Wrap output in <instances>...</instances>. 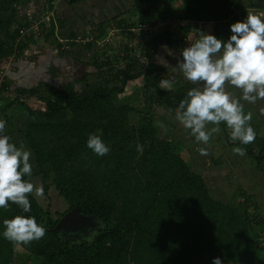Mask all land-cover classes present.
<instances>
[{"label": "trees", "instance_id": "16d2710c", "mask_svg": "<svg viewBox=\"0 0 264 264\" xmlns=\"http://www.w3.org/2000/svg\"><path fill=\"white\" fill-rule=\"evenodd\" d=\"M23 1L30 0H0V14L9 13L0 27L4 32L0 35L5 37L0 36V59L15 48L18 55L27 47V40L14 45L24 23L9 28L15 16L12 6ZM45 1L44 9L54 8ZM156 10L154 6L140 9L137 22L154 23ZM245 16L240 0H185L181 18L207 24V33L226 40L231 34L230 24ZM56 19L62 25L61 19ZM53 30L51 24L46 38L57 46ZM172 36L165 29L155 35L154 41L175 43ZM197 37L199 30L188 32V43ZM84 47L90 49L89 44ZM125 51L123 56L100 62L95 54L93 69L57 84H6L3 92L26 110L20 137L34 157L43 189L48 188L50 179L68 204L67 211L78 206L80 214L99 219L102 226L90 241L63 239L53 227L65 212L53 217L29 194L30 213H22L11 204L10 210L0 209V264H20L15 256L18 246L33 255L37 264H212L214 257L220 258L222 264H264L259 246L264 223L251 194L238 186L237 195L231 199L238 195L242 199L233 203L234 200L227 201L228 194L219 197L212 193L208 184V176L223 180L227 173L223 176L210 171L204 157L219 166L225 155L201 154L200 148L207 150L211 145L199 143L194 137L198 149L187 141L158 135L160 126L156 122L164 114L156 110L175 114L179 100L194 86L179 80L170 89L157 86L149 79L155 68L143 70L141 59ZM147 55L149 60L155 53L148 49ZM140 76L145 81L143 103L150 106L145 113L139 112L138 120L133 122L131 115L137 111L128 102L116 101V95L128 81ZM2 85L0 90L5 83ZM39 96L44 109H33L25 103ZM220 129L228 141L221 147H245L244 161L250 158L256 166L264 160V153L254 152L249 144L233 142L224 123ZM180 131L185 132L183 126ZM90 133L99 135L109 146L107 155L97 156L87 148ZM137 144L143 146L142 153L137 151ZM190 156L194 157L193 167L187 159ZM229 179L231 188V175L228 182ZM16 214L34 216L46 229L43 239L29 245H14L6 240L2 235L3 219Z\"/></svg>", "mask_w": 264, "mask_h": 264}, {"label": "clouds", "instance_id": "9594fccd", "mask_svg": "<svg viewBox=\"0 0 264 264\" xmlns=\"http://www.w3.org/2000/svg\"><path fill=\"white\" fill-rule=\"evenodd\" d=\"M230 31L226 40L199 31V38L180 50L182 59L177 61L184 78L195 86L179 100L175 117L204 145L209 143L212 133L221 130V123L230 129L231 140L239 141L240 145H248L256 137L250 123L253 114L245 112L241 101L253 105L264 101V15L249 12L243 20L230 24ZM164 83L171 88L172 82ZM210 124L214 127L209 131ZM5 125L0 120V209L10 210L11 204L22 213H30L29 194L43 197V185L31 181V152L23 144L10 142V137L4 134ZM86 146L101 157L110 151L101 137L92 133ZM137 151L142 153L143 146L137 144ZM199 151L207 154L204 148ZM232 151L238 156L246 155L242 146L233 147ZM45 234L46 229L34 216L16 214L3 219L2 235L14 245H29L43 239ZM212 264L222 261L214 257Z\"/></svg>", "mask_w": 264, "mask_h": 264}, {"label": "rangeland", "instance_id": "374dc122", "mask_svg": "<svg viewBox=\"0 0 264 264\" xmlns=\"http://www.w3.org/2000/svg\"><path fill=\"white\" fill-rule=\"evenodd\" d=\"M94 1H97V0H94ZM117 1H118L117 4H109L111 6L106 5L105 9H107V10L106 11L103 10L101 12V14H103L104 17L106 15H109V14L110 15L117 14L118 10H124V9L126 10L128 7H130L132 2H134V1L139 2V0H117ZM184 1L185 0H156V1L150 0L149 2L147 1L146 3H144L145 5H143V7L142 6L134 7L132 9V12L127 14L130 16H128V17H127V15L125 16L127 18L130 17L131 19H129V20L125 19L124 20L126 23H132L133 24V23H135L134 22L135 18L139 17L140 9H142L144 7L147 8L150 6H154L157 9L156 10V16H157L156 20L158 19V21H157L158 24H161L164 21L168 22L167 25L164 26L162 31H164L165 29H169L173 33L172 37H173V40H175V43H170V45L165 49V51L161 52L158 56L154 55L147 62L141 63L144 66V67H142L143 70H144V68H150V69L155 68L154 72L149 76V79L154 80L155 84L157 86L164 88V89H170V88L166 87V85L164 83L165 81L172 82V86H173V83L177 80H179V83H181V84H184L185 82H189L184 78L182 72L180 71V69L177 66L178 59H182V57L180 55V50L189 44L187 41L188 32H193L195 30L200 31V30H202V28H203V32H206L205 29H207V27H208L207 24L204 26V24H201V23H195L193 21L182 20L181 15L183 12V2ZM23 2H20V3L23 4ZM40 2L42 3L43 1L40 0ZM138 2L135 4H138ZM25 3L28 4V2H26V1H25ZM240 3L244 7L246 14L249 12H252V13L258 14V15H264V10H263L264 7H261L260 5H258L256 0H240ZM18 4H14L12 6L14 8L15 15L16 16L20 15V17H18V18L16 16H14L11 19V22H14L16 25L18 23L23 22V21H18V19L22 18V16L25 17V19L26 18H28V19L32 18V20H33V19L40 18L44 12V7H43L44 3L40 4V6L37 9L33 8V11H31V12H27V10H29V9L26 7V4L24 7H21V5H18ZM135 4H133L132 7ZM53 10H55V9L53 8ZM7 15H9V13L0 14V27L4 24V21L7 19L6 18ZM54 15L55 16L57 15L58 17L60 16L61 18H63L62 13L59 10L57 13L54 12ZM85 15L87 16L85 18H83V17L74 18V20L71 21L73 23H71V22L65 23L64 22L65 19L64 18L61 19L59 17V19H61L62 23H64L63 26L65 25L64 31L67 30L66 32L61 31V27H60V33L64 32L65 36H69V34H71V33L68 34L69 29L66 27L69 26V28H70V26L72 24H78L79 25V22L83 23L80 25L82 27H77V26H75V27L79 31L78 33H80L81 36L88 35L89 33H91L92 36H94V37L96 36V37L101 38V37L106 36L109 32H111L113 30L112 26H110V28L106 27L109 29L106 30V28H105V29H103L104 31L103 30L97 31V29L93 28V27L85 28L84 26H85V23L87 22L86 19H88V15H91L90 20L94 23L95 21L100 20V18H99L100 14H98V13H85ZM28 19H26V20H28ZM66 20L68 21L69 19H66ZM156 20H155V22H156ZM2 32L3 31H1L0 34ZM117 32H118V30H117ZM0 36L2 37V35H0ZM198 38L199 37H197V39ZM127 44H130V43L125 42V41L122 42V41H119V39L111 37V39H108V41H106V44L104 47L94 46L92 49L91 48L86 49L85 54H82V52H83L82 51L81 57H80V59L82 61H73L74 62L73 63L71 59H64V58H59V57L54 58V60L59 58L58 61H61L60 62L61 67L65 70L63 72L68 74L69 75L68 77H70L71 75L81 77L82 76L81 72L83 71V69L87 70V71L93 69L92 68L93 66L91 65V62H92L91 58H94L95 54H96V56H98L100 53H102V52L104 53L107 50V53L111 56V58H115L116 56H119L120 54H125L127 52V51H125L126 49L129 48ZM102 48H103V50L99 51ZM142 49H143V47L133 48V52L129 53V54H131V56H135V53L136 52H142ZM72 50L80 51L81 49L79 46H75V47H73ZM86 60H87V62H85ZM75 62L78 63L79 65H81L80 68H78L79 65H76ZM83 62H84V64H83ZM138 78H139L138 80H132V81L130 80L128 83H126L125 87L123 88V91L119 92L116 95V101L128 102L137 111V113H133V115H131V121H133V122H136L138 120V118H139L138 113L139 112L145 113L150 106L146 103H143L142 89H143V85L145 84L144 78H143V76H140ZM91 79L92 78L89 77V80H91ZM57 81H58V79H57ZM57 81H54V82H57ZM10 82H11V80H10ZM189 83H191V82H189ZM193 86H195V85H193ZM6 88H4V90ZM229 90H231V89H229ZM1 94H4V93H1ZM5 95L8 96L7 94H5ZM2 96L5 97L4 95H2ZM9 98H10V100H12L11 97H9ZM39 100H41V96H39L37 98H33V97L29 98L26 102L30 108H36L41 104ZM7 102H9V99L3 101L2 104H4V103L6 104ZM241 103L244 104V108H245L246 113L251 111L253 114V118H252V121L250 123H251V126L253 127V129L255 131L256 137H255V140L252 143H250L249 145L253 148L254 152L263 151V153H264V141H262V139L264 138V101H257V103L254 105L247 103V102H244V101H241ZM16 105L17 104H15L11 107L12 111H10V112H13L15 114H20L22 112L25 114V111H26L25 108L20 106V105H18V107H16ZM156 111L158 114H164V116L159 117V120H158L160 122V124H159L160 128L158 131V135L160 137L167 138L168 140L179 139L181 142L187 141L189 144H193V146H194L193 148L198 149L199 145L197 143L193 142V140H192L193 136L191 135L190 130H187L184 128V131L187 132L189 135L187 137H186V135H184V134H186L185 132L182 133L180 131V129L182 128V125L176 120L175 114L169 115V113H167L163 109L162 110L158 109ZM2 112H6V110H4V109H3V111L1 110L0 115ZM2 119L4 121L5 117L2 116ZM8 121L10 123H14L12 126L13 131H12V133H11V131H9V130H11L10 127L8 130V126H7V122H6L4 134L8 135L10 137V142L16 144L17 146H20L21 144L24 145V142H23V140H21V137H20V135L22 136L20 130L22 128H24L25 115L20 116L18 122H16V119H14V118H9ZM212 127H214V125L210 124L207 126L209 131L211 130ZM226 129H227V132L230 136V129H228L227 127H226ZM223 136L224 135L221 133V131H219L218 133H212L210 141H209V144L211 145V147H209L206 150V152L209 155H213V156H219L220 153H222V156L225 155L224 156L225 161H224V159H222V162L220 163V165L216 166L215 164H213L209 160V158L207 156H205L204 159H205V161H207V164L210 167V171L216 170L217 174H220V175L223 174V176L227 173V176H225L223 180L220 178L211 179L212 176H208L207 177V178H209L208 184L211 186L212 193H214L215 195H217L219 197H225L226 194H228L229 199L227 201L230 200L229 202H232L234 200L233 203H236V201L242 199V197H240L238 195L233 200L231 198L233 197V195H235V194L237 195L238 186L241 187L240 180H241V178L243 179V173H241L240 171L247 168L248 173H249L248 177H254V180L252 178H250V180L252 182H255L256 177L259 175L257 172L263 170L262 171V174H263L264 169L256 170L257 166L255 163L252 162V160H250V158H248V160L244 161V156L236 157L237 155H235L232 151L233 147H229V145L228 146L224 145V147H221V145L228 143V141L223 139ZM25 148H26V150H28V148L26 146H25ZM211 150H212V153H209ZM187 159H188L191 167H193L194 157L190 156V158L188 157ZM30 163L32 165L31 181L34 183V185L42 184L40 176L36 174L37 167H36L32 153H31ZM213 165H215V167ZM251 169L252 170L254 169L255 171L253 170V172H251L250 171ZM202 172H203V170H202ZM228 174L231 175V177L233 179V181H232L233 186L231 188H230V184H231L230 179L228 182V177H229ZM47 184H48V188H46L44 190V196L43 197H37V196H35L34 193H32V194L36 197L37 201L39 202V204L41 205V207L44 211H47L51 215H53V217H56L57 212L64 213L67 211L69 206L64 201V199L60 196L58 191L55 189L54 185H52L50 183V179L47 180ZM229 188H230V190H229ZM249 194H251V193H249ZM257 206H258V203H257ZM251 212H253V211H251ZM101 226H102V222L99 219L90 217L87 220L86 224H82V226H79L74 230H72V229H69L68 231L59 230L57 232L61 235V237L63 239H66L69 241H81V240L90 241L92 239V237L94 236L95 232L97 231V229L100 228ZM15 256L17 257L20 264H37L38 263V260H36L33 255H31L29 252H27L26 250H24L20 246H18L15 249Z\"/></svg>", "mask_w": 264, "mask_h": 264}, {"label": "crops", "instance_id": "0c3cea01", "mask_svg": "<svg viewBox=\"0 0 264 264\" xmlns=\"http://www.w3.org/2000/svg\"><path fill=\"white\" fill-rule=\"evenodd\" d=\"M42 1H45V0H42ZM147 1L149 2L150 0H139V2L134 1L131 3L130 7H128L126 10L125 9L124 10H118L117 14H113V15L109 14V15H106L105 17L103 16V14H101V12L103 10L104 11L107 10V9H105L106 5L117 4L118 3L117 0H97V1H94V0H47L45 2H51L54 6L56 13L58 12V10L61 11L62 17L65 19L64 20L65 23L71 22L72 20H74V18H77V17L85 18V17H87L85 15V13H98V14H100V16H99L100 20H97L94 23L90 20L91 15H88V19H86L87 22L85 23V26H84L85 28H89V27L96 28L98 31V30H103L106 27L110 28V26H112L113 29L119 27L122 23H125V21H124L125 19L126 20L131 19L130 17L127 18L128 16H130L127 14L131 13L132 9L134 7H139V6L143 7V5H145L144 3H146ZM26 2H28V4H26L24 1L23 4L19 3L18 5H21V7H24L26 4V7L29 9V10H27V12L33 11V8L37 9L40 6V4L43 3V2L41 3L40 0H30V1H26ZM137 2H138V4H135ZM133 4H135V5L132 7ZM109 6H111V5H109ZM263 10H264V8H263ZM126 15H127V17H125ZM16 17L18 18V17H20V15H18ZM59 17L56 15V18H59ZM63 18H61V19H63ZM26 19H28V18H26ZM26 19H25V17L22 16V18H19L18 21H23V22L18 23L17 25L14 22L10 21L9 28H14L15 25L19 26L20 24H23V23L26 24L32 18H29L28 20H26ZM66 19H69V20L67 21ZM182 20H184V19H182ZM157 21H158V19L156 20V22ZM186 21H188V20H186ZM134 22H137V18H135ZM71 23H73V22H71ZM63 24L64 23H62V25L59 26V30L57 32L59 37H62V38H68L69 37L70 38V37H75V36L80 35V33H78L79 31L76 29L75 26L82 27V26H80L81 24H83L82 22H79V25L78 24H72V25L70 24L71 25L70 28H69V26L66 27L69 29L68 34L71 33V34H69V36L64 35V32H66L67 30L64 31L65 25L63 26ZM60 27H61V31H64V32L60 33ZM109 28H106V30ZM201 31H203V29ZM3 33L4 32H2L1 34H3ZM114 33H115L114 38L119 39V41H121L120 32H117V30H116ZM89 34H91V33H89ZM46 37L40 38V39H31L29 41L28 40L25 41L27 44V47H25L18 55H16V56L14 55L13 59H11L9 57H5V58L0 59V70L5 72V75L3 77H1V74H0V80L2 79L4 81V83L11 84L12 86H26V85L28 86L29 83L32 85L34 84V86H35L40 81L50 83V84H57V82L59 83L61 81L68 80L71 78H77V76H73V75L68 77L69 75L63 72L65 70L61 67V63H60L61 61H58V60H59V58H64V59H71L72 62L73 61H82L80 59L81 52L83 51L82 54H85V51H86L85 48L86 47L72 43L70 45V48L67 50H56V48H55L56 45L54 43H52L53 42L52 39L46 38ZM154 37L153 36L149 37V36H147V34H144V38L142 39L141 42L144 43V46H146L148 48H152L155 51V56H158L161 52H164L165 49L170 44L164 40L154 41ZM2 38H5L4 35H2ZM2 38L0 37V39H2ZM75 46H79L81 50L80 51L72 50L73 47H75ZM144 46L142 44V45L138 46V48L139 47L144 48ZM61 51H63V52H61ZM66 51H68V52H66ZM64 52H66V53H64ZM56 57H59V58L54 60V58H56ZM91 59L93 62V58H91ZM85 62H87V60ZM83 64H84V62H83ZM76 65H79V64L76 63ZM80 66L81 65H79L78 68H80ZM86 71L87 70L83 69V71L81 72V75ZM57 79H58V81H57ZM138 79L139 78H136L134 80H138ZM10 80H11V82H10ZM54 81H57V82H54ZM0 88L2 89V86ZM3 91H4V89L0 90V111L1 110L3 111V109H4V110H6L7 113L2 112L0 115V119H2V116L5 117L4 121L7 122L8 130L10 127L11 130H9V131H11V133H12V131H13L12 126L14 123H10L8 121L9 118H14V119H16V122H18L20 116H24L25 114L22 112L20 114H15L13 112H10V111H12L11 107L17 103L14 102L13 100H10V98L8 97L9 95L7 94L8 96H6L5 95L6 93H4ZM1 93H4V94H1ZM2 95H4L5 97H3ZM33 98H37V97H33ZM7 99H9L10 102H7L6 104L5 103L2 104V102L7 100ZM39 101L41 104L36 108L44 109L43 100L41 99ZM25 103L27 104V102H25ZM20 106H22V105H20ZM16 107H18V104L16 105ZM259 152H260V154H263V151H259ZM257 153H258V151H257ZM259 169H264V160L256 167V170H259ZM253 170L251 169L250 171L253 172ZM262 171L263 170L257 172L259 175L256 177L255 182H252L250 180V178H252L254 180V177H248L249 173H248L247 168L244 170H241L240 172L243 173V179L241 178L240 184H241V187L245 188V191L247 193L248 192L251 193V196L253 198L252 200H254L253 202L256 206L255 207L256 211L258 212V214L260 215V217L262 219V222L264 223V173L262 174ZM256 202L258 203V206H257Z\"/></svg>", "mask_w": 264, "mask_h": 264}, {"label": "built area", "instance_id": "2783aa9c", "mask_svg": "<svg viewBox=\"0 0 264 264\" xmlns=\"http://www.w3.org/2000/svg\"><path fill=\"white\" fill-rule=\"evenodd\" d=\"M57 19L56 16L54 15V10L53 9H44V12L42 14V16L40 18L37 19H30V21L28 22V24L23 25L22 27L19 28L17 36L15 38V44H18L21 41L24 40H31V39H39V38H44L46 37L48 30L51 26V24H53L54 26V37L56 38V40L58 41V45L55 47L56 50H67L70 48V45L72 43L78 44V45H82V46H86L87 44H89L90 48L92 49L94 46H99V47H104L106 44V41H108V39H111V37H115V31L118 30V32H120L121 34V41L122 42H128L130 44L128 45V51L130 53L133 52V48H138V46L142 45L144 46V43L141 42L142 39L144 38V34H147V36L151 37V36H155L157 34H159L164 26L167 25V21L162 22L161 24H158V22H154V23H122L119 27L113 29L111 32H109L106 36L104 37H94L91 34L88 35H78L75 37H68V38H62L59 37L57 32L59 30V25L57 23ZM128 40V41H127ZM16 47V46H14ZM141 48V47H140ZM145 48V46H144ZM142 50V52H136L135 56L138 57L139 59H141L142 62H147L148 61V55H147V50L149 49V52H151L152 54L155 53V51L152 48H145V50ZM103 48L99 51H102ZM17 49L15 48L13 53L10 54L9 58L13 59L14 55L16 56L17 53ZM121 56H123L124 54H120ZM111 58V56L107 53V50L103 53H100L96 59L98 62L100 61H107ZM0 74L1 77H3L5 75V72H3L2 70H0ZM2 84H4V81L1 79L0 80V87L3 86ZM7 85L5 83L4 88H6ZM2 120V119H0ZM259 246L261 247V250L264 253V234H262L259 237Z\"/></svg>", "mask_w": 264, "mask_h": 264}, {"label": "water", "instance_id": "95a60500", "mask_svg": "<svg viewBox=\"0 0 264 264\" xmlns=\"http://www.w3.org/2000/svg\"><path fill=\"white\" fill-rule=\"evenodd\" d=\"M89 218L90 217L88 216H84L80 214L79 207L75 206L72 209L65 212L64 215L60 217L56 225L53 227V230L54 231H59V230L68 231L69 229L74 230L77 227L82 226V224H86Z\"/></svg>", "mask_w": 264, "mask_h": 264}, {"label": "flooded vegetation", "instance_id": "af4514ba", "mask_svg": "<svg viewBox=\"0 0 264 264\" xmlns=\"http://www.w3.org/2000/svg\"><path fill=\"white\" fill-rule=\"evenodd\" d=\"M257 4L262 6L264 5V0H256Z\"/></svg>", "mask_w": 264, "mask_h": 264}]
</instances>
